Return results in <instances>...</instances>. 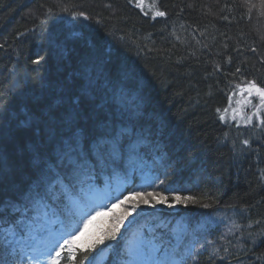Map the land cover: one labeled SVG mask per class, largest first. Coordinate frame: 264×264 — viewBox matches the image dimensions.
<instances>
[{
	"label": "trees",
	"instance_id": "obj_1",
	"mask_svg": "<svg viewBox=\"0 0 264 264\" xmlns=\"http://www.w3.org/2000/svg\"><path fill=\"white\" fill-rule=\"evenodd\" d=\"M138 4L0 0V202L21 199L39 176L30 153L33 132L39 142L40 128L47 131L49 105L85 92L108 125L135 133L122 141L117 163L90 160L91 181L125 176V195L192 197L177 212L152 217L187 226L177 246L181 264H264V123L220 119L241 83L264 87V0ZM81 123L98 130L88 116ZM181 167L191 176L182 178ZM70 216L73 228L78 219ZM116 250L103 264H116ZM17 264H26L22 253ZM61 264H69L66 254Z\"/></svg>",
	"mask_w": 264,
	"mask_h": 264
},
{
	"label": "snow or ice",
	"instance_id": "obj_2",
	"mask_svg": "<svg viewBox=\"0 0 264 264\" xmlns=\"http://www.w3.org/2000/svg\"><path fill=\"white\" fill-rule=\"evenodd\" d=\"M138 6H142V0H139ZM261 7L264 8V4ZM155 15L164 16L165 13L157 11ZM239 91L248 96L255 93L259 97L260 107H264V87L258 86L255 81L240 85ZM260 107L256 108L253 115H259ZM90 111L97 115L96 131L86 129L81 123L83 116L91 119ZM225 118L226 115L220 117ZM242 119L245 123L251 122V117ZM100 125H103V130H99ZM44 126L47 131H44V127L40 128L39 142L33 132V150L30 153L39 176L30 183L21 199L7 204L0 202V264H17L21 253L27 256L29 251L36 253L29 258L32 264H61L65 254L69 264H78V255L79 264L84 260L93 264L95 256L91 254L98 246L104 245L105 241L117 240L121 235V228L125 227V221L141 205L155 208L162 203L174 207L193 200L192 197L173 193V202L169 203V196L163 192H130L122 199L116 198L115 203L108 206H96L89 212L82 211L81 218L76 222L77 226L67 233L66 238L64 235L60 236L63 243L59 239L53 241L48 227L50 216L56 215L66 202L81 208L88 205L92 191L90 181L95 179L91 175L90 160H110L113 164L117 163L122 141L134 137L135 133L126 126L109 131L108 118L104 115L103 108H98L97 102L91 100L85 92L69 94L66 104L49 105ZM26 130L32 131L31 128ZM143 139L142 136L137 137L132 142L141 143ZM243 143L249 142L245 140ZM2 167L3 163L0 161V168ZM85 185L88 186L87 189ZM119 205L124 207L117 212ZM109 214L111 216L107 223L98 222L99 217H108ZM94 225L96 230L90 232ZM46 234L49 238L45 242L43 237ZM115 254L117 257L121 255L119 251ZM173 254L172 249L165 247L163 236L141 232L127 242L123 258L118 259L116 264H181L171 258Z\"/></svg>",
	"mask_w": 264,
	"mask_h": 264
},
{
	"label": "rangeland",
	"instance_id": "obj_3",
	"mask_svg": "<svg viewBox=\"0 0 264 264\" xmlns=\"http://www.w3.org/2000/svg\"><path fill=\"white\" fill-rule=\"evenodd\" d=\"M248 82V81H247ZM247 82H243L242 84H245ZM239 85V86H240ZM239 86H237L235 89V91L232 93V95L230 96L231 99H229L228 101V105L226 107L225 110L223 111L222 115H226V119L231 120L237 124H250V123H260L261 120L263 119V113H264V107H260V100L259 97L253 93L252 96H248L247 93L241 94L239 91ZM250 101V103L248 102ZM260 107V113L258 116L253 115V113L256 111V108ZM235 115V119H233V116ZM242 117H251V122L250 123H245L244 119H242ZM162 188V185H161ZM160 189V188H159ZM163 189H169V185L164 184L163 185ZM161 190H159L158 192H160ZM132 203V202H129ZM123 205H119L116 208V211L119 212L121 211V209L123 208ZM162 208V204H157L155 208L149 207V206H145V205H141L140 208H137L135 210V212H133V214L128 218L127 221H129V219L132 218H136L139 216V214L144 210L147 209L148 211H154V209H158V208ZM161 210V209H159ZM162 210L165 211H169V212H173L174 210H177V207H168V205H166L165 207L162 208ZM147 212V211H146ZM146 216L148 215V213H145ZM138 215V216H137ZM111 214H109L108 217H99L98 218V222L99 221H103L105 223L108 222L109 218H110ZM125 221V223L127 222ZM96 230L95 225L92 226L90 228V232H94ZM186 230V228H185ZM185 230L179 232L180 234H182L183 232H185ZM175 233H177L176 231H174ZM183 235V234H182ZM180 236L177 235L175 236V238H179Z\"/></svg>",
	"mask_w": 264,
	"mask_h": 264
},
{
	"label": "bare ground",
	"instance_id": "obj_4",
	"mask_svg": "<svg viewBox=\"0 0 264 264\" xmlns=\"http://www.w3.org/2000/svg\"><path fill=\"white\" fill-rule=\"evenodd\" d=\"M104 84H106V81L103 82ZM107 88H110V84L108 83L107 86H105V94L101 95L103 96L102 99L107 100L109 99L110 95ZM100 101V100H99ZM93 118H97V116L93 117ZM93 118H91L90 120L92 122H96V119L94 120ZM86 123L89 124L88 119L86 120ZM108 128H116V125L113 124V126L108 125ZM96 131V130H94ZM165 141V140H164ZM156 144V143H155ZM181 161V160H180ZM181 165V164H179ZM179 174H182L184 177L182 178H188V176L190 177L191 174L189 172H187V170L183 167H181V169L178 172ZM29 183H32L31 180H29ZM209 219L212 220V216L209 217ZM186 225L185 223L181 222V221H167L165 223H160L158 221H151L148 224L145 225V231L148 232L147 235H152L155 234L157 237L163 236L164 241H168V243H173L176 246L179 245V242H181L180 240H178L179 238H175V236H177L179 233H172L170 235H168L169 233H171L172 231H176V232H181L185 229ZM178 240V241H175Z\"/></svg>",
	"mask_w": 264,
	"mask_h": 264
}]
</instances>
